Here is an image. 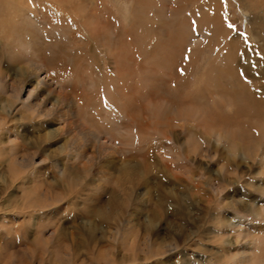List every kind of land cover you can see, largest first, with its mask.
<instances>
[{"label": "rangeland", "instance_id": "374dc122", "mask_svg": "<svg viewBox=\"0 0 264 264\" xmlns=\"http://www.w3.org/2000/svg\"><path fill=\"white\" fill-rule=\"evenodd\" d=\"M69 3L0 0V29H5L6 35L2 37L0 33V80L5 83L0 82V91L6 92L0 94V104L7 97L13 98L10 91L17 81L15 76L28 74L34 65L45 60L58 58L60 67L51 64L48 68L52 77L61 81L57 90L71 98L72 103L61 108L77 111L83 123L92 120L110 125L117 119L120 125L129 117L146 123L150 136H144L145 139L157 155L158 146L172 150L162 159L171 175L182 183L175 190L172 204L169 203L177 205L178 190L184 199L178 201V211L157 219L154 232L145 236L134 232L137 255L131 261L125 258L128 247L120 244L121 227L115 240L98 232L97 250H91L86 232L74 227L81 218L69 207L52 215L42 223V229H37L32 223L35 218L46 216L47 207L32 211L33 207L28 215L11 213V209L4 207L6 204H1L6 199L2 192L0 264H121L122 259V264H240L238 255L230 259L228 249L242 248L250 240L264 244V0ZM5 21L9 29L3 25ZM10 53L22 58L26 55L24 58L32 62L27 64L23 58L18 65H12L7 62ZM88 79L92 80L91 87ZM123 80L127 85L122 84ZM130 83L136 87L133 98L127 96ZM23 86L19 99L23 103L33 102L32 98L26 99L31 86ZM149 86L155 95L159 93L151 101L168 109L160 116L163 118H157L164 126L157 135L151 126L153 117H149L154 104L151 106L144 99L149 96ZM12 101L9 104H14V112L0 111V116L5 114L0 123V169L3 177H18L19 184L26 172L22 173V168L12 160H20L23 149L16 150L15 143L6 140L4 127L10 126L11 135L17 133L24 140L27 136L34 142L37 135L48 137V132L61 128L63 122L48 116L20 121L22 104ZM130 107L135 108L134 112H128ZM215 133L224 139L216 143ZM13 151L18 153L15 158ZM34 160L38 162L39 156ZM9 163L13 164L8 166ZM19 185L14 190L16 197L29 204L28 193L32 189L22 193ZM45 190L44 184L36 195L46 193L44 197L51 199L55 196ZM39 201L43 207L49 204L42 198ZM61 203L56 206H62ZM140 215L136 213L131 218L137 223L151 220ZM51 222L61 225L62 230L49 226ZM169 243L173 250L164 254ZM252 263L264 264V253L256 252Z\"/></svg>", "mask_w": 264, "mask_h": 264}, {"label": "bare ground", "instance_id": "6f19581e", "mask_svg": "<svg viewBox=\"0 0 264 264\" xmlns=\"http://www.w3.org/2000/svg\"><path fill=\"white\" fill-rule=\"evenodd\" d=\"M44 7L45 6L43 5V8ZM24 9L22 10L23 12L26 11H24ZM6 11L5 13H7ZM22 15L23 13L20 15V17H22ZM9 17L13 19V17ZM17 20L18 19H16L15 21L17 22ZM15 21L14 23H16ZM7 24L8 21H5L3 23V25L8 28ZM0 25L2 24L0 23ZM12 27H14V25ZM4 30L5 29H0L1 35L3 34L2 37L6 36L4 34ZM5 32L10 31L7 30ZM18 45L19 44H17V46ZM10 47L8 48L11 51H14ZM12 48L14 49V47ZM20 49H22V47H20ZM24 56L26 57V55H23V58ZM149 57V59H152L150 55ZM7 58V62L12 63V65H18L20 63L19 60L23 59L20 54L11 53L7 55ZM26 60L27 64H31L32 61L27 58H24L23 62H25ZM49 60L50 61H43L41 65L39 63L34 65L28 74L24 71L25 75L19 74L20 76H15L17 77V81L14 86L11 87L10 92H13L12 99L17 100L18 102L20 101V105L22 104L20 106V109H22V111L20 110V121H25L28 117H36L40 120L41 118L48 116L54 117L55 119H58V121L61 120L60 122H63L62 127L50 130L48 132V137H44L42 135L40 136V134L37 135L34 139V142H32L31 138L27 136L25 137V140L23 138H20V140L19 137L16 136L17 133L16 135H11L12 132L9 125H7V127L5 126L6 128L4 127V133L7 135L6 140L10 143H15L14 147L16 150H18L19 148L23 149L21 150V152L24 153V155H22V158L20 160L15 159L19 162H16L14 159L12 161L18 163V166L22 168V173H26L22 177V181H20L21 183H19V185L17 182V180H19L18 177H14L13 175L10 178L3 177L2 170L0 169V185L2 188L0 193L3 192L4 195L6 194V199L4 198V202L2 200L1 204H6V206L4 207H8V211L9 209H11V213L24 212L25 214L29 212L33 207L34 208L32 209V211H35V209H37L38 211L42 208L47 207V210H45L46 216H39L35 218L34 223H32V226L37 229H42V227L45 226V224L42 225V223L48 221V219H50L52 215H56L57 213L62 211V209L67 210V208L69 207L74 215L81 218L79 224H77V226H73L79 230L86 232L88 241V243L87 241L86 243L88 245L86 243L85 244L89 249L91 248V250L94 248H96L97 250L98 232H101L103 236L107 235V237L111 240H115V234H117V231L121 227V236L119 238L120 244L123 247H128L127 249L129 251V254L125 258L131 259L132 261L137 255L135 253L136 249H134V243L137 237L134 236V232H142L144 233V236L149 235L151 232H154L156 227L155 224L156 222H158L157 219L160 220L161 217L169 215V212H171L172 214L173 212L178 211L181 199L183 198V195L180 193L181 191L179 192L178 190L179 193L177 192L176 195L177 205H170V201L173 200V198L175 199V190L177 191V189L181 188L182 186L181 181L171 175L169 166L164 163V160L166 159V157H168V154L170 155L172 150L170 151L162 145L158 146V153L159 155H161V157L159 158V155L155 154V151V153L153 152V147L144 137L150 136L147 132V124L136 122L131 119L132 117H129L126 122H121L122 124L120 125L117 119H114V121L110 125H101L100 123L92 122V120L83 123L77 111L75 112V110L73 109L64 110L63 108H61L62 105L68 107L69 104H72L71 98H68L66 95H63L62 92H59L57 90L56 87L58 86V84H60L61 81L59 80V78H53L48 68L51 64H53L54 68L56 66L60 67L59 64L61 60L59 61L58 58L55 57L53 61H51V59ZM20 71L21 70H19V73ZM258 76H260V74ZM48 81H50L49 84ZM0 82L3 81L0 80ZM87 84L89 87H91L92 80H89ZM122 84L127 85L126 80H123ZM133 84L130 83L129 86H131L130 88H128L129 93H127V96L130 95V98H133L132 92L136 88ZM3 85H5V83ZM22 85H24V88L27 87L26 85H28V87L31 86V90L28 91L26 99L30 100L32 98L33 102L28 101L30 103H23V101L19 99L18 92L22 90ZM52 86H54V88H52ZM152 86H154V84H152ZM148 88L149 90L147 89V95L149 96L144 97V99L146 98L145 100L149 101V105L154 104L152 107V113L150 112L149 115L150 118L153 117L151 121L152 130L155 134L161 133L164 126L163 124H161V122H157V118L162 116V114L166 112L165 110L168 109H164L159 105H157V107L155 105L156 102L151 101L152 96H157L159 93L155 95V93H153L152 87L149 86ZM160 90L162 89L160 88ZM0 94L6 95V92L1 90ZM4 98H6V96ZM12 99L7 97L5 101H1V113H11L9 112V110H12L14 112L15 108L14 106H12L14 104H9ZM130 108L132 109L128 112H134L133 109L135 108ZM150 108L151 107H149V109ZM144 111L146 113L145 109ZM71 116L75 120L71 118ZM146 116L147 114L145 115V118ZM4 117L5 114H1L0 123H3L5 119ZM161 118L163 117H160V119ZM140 120H142V118ZM146 120L148 119L146 118ZM4 124L8 123L5 122ZM213 137H215L216 143H219L224 136L221 137L220 134L215 133ZM104 138L106 140H104ZM56 139L59 141L55 142L54 140ZM47 141L49 143H47ZM187 142H189V140ZM50 143H53L54 145L51 146ZM13 152L14 155L12 156H14L15 158L18 153L15 151ZM37 156H39V160L38 162H36V164L34 159ZM163 157L165 158L164 160L162 159ZM241 157L242 159L246 160V157H244L243 154H241ZM1 164L2 160H0V167ZM11 164L13 163H9L8 166H10ZM26 168L30 169L29 172H27ZM44 184L46 186L45 191L55 195L52 199L49 197H44L46 193L41 197H38L36 195V191H38L39 188ZM18 185L20 186V188H22V193L28 192L27 188L32 189V192L30 194H34L37 197L28 193L27 203L29 204L20 202L19 198L16 197L14 191L15 189H18ZM62 189H64L66 192H64ZM60 191H62L63 195H60ZM58 194L59 197L57 198L56 195ZM39 198H42V200H44L45 202L48 200L49 204L44 205L43 207V205H40L38 203L40 202ZM57 202H62L61 204L63 205L57 207ZM66 210L64 211L66 212ZM136 213L141 214L140 216L151 217V220H148L147 218V220H145L143 223H141L142 221L140 223H137L131 218ZM26 215H28V213ZM50 224L51 225L49 226H54L55 228H59L62 230L61 225H55L54 222H51ZM59 229H56V231H58ZM170 247H172L171 243H169V245L167 246V251H164V254H168L173 250V248L170 249ZM232 252H234V254ZM256 252H259L260 255L263 254L264 244L261 243V245H259L258 242L254 243L253 240H250L242 248H236L234 250L228 249L227 253L230 254L229 256L231 260L232 257L238 255L240 257V260H237V262L240 264H253V256L256 254ZM123 260L124 259L120 261L121 264L124 263ZM109 264L118 263L110 262ZM188 264H190L189 261Z\"/></svg>", "mask_w": 264, "mask_h": 264}]
</instances>
